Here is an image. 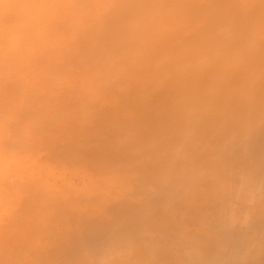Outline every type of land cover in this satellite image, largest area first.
Listing matches in <instances>:
<instances>
[{
  "label": "bare ground",
  "instance_id": "obj_1",
  "mask_svg": "<svg viewBox=\"0 0 264 264\" xmlns=\"http://www.w3.org/2000/svg\"><path fill=\"white\" fill-rule=\"evenodd\" d=\"M0 264H264V0H0Z\"/></svg>",
  "mask_w": 264,
  "mask_h": 264
}]
</instances>
